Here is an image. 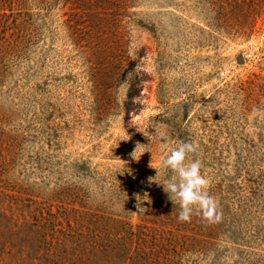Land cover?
I'll use <instances>...</instances> for the list:
<instances>
[{
	"label": "rangeland",
	"instance_id": "1",
	"mask_svg": "<svg viewBox=\"0 0 264 264\" xmlns=\"http://www.w3.org/2000/svg\"><path fill=\"white\" fill-rule=\"evenodd\" d=\"M4 8L32 37L0 68V264L38 259L12 230L24 214L69 211L106 232L124 214L140 222L149 192L182 213L207 209L212 193L218 205L264 192V0ZM138 73L143 105L128 112ZM237 245L217 264H234Z\"/></svg>",
	"mask_w": 264,
	"mask_h": 264
},
{
	"label": "trees",
	"instance_id": "2",
	"mask_svg": "<svg viewBox=\"0 0 264 264\" xmlns=\"http://www.w3.org/2000/svg\"><path fill=\"white\" fill-rule=\"evenodd\" d=\"M10 15L7 8L0 10V68L32 37L27 18L15 16L12 20ZM144 80L138 73L133 81L126 99L128 112L141 109L143 103L138 97ZM133 172L147 173L138 167ZM231 194L223 196L217 205L212 193L207 209L189 208L182 213L181 208H165L167 202L162 201V195L149 192L148 200L143 195L138 209L140 222L134 224L124 214L115 225L106 227V232L101 225L84 224L78 219L81 215L69 211L42 212L35 214L34 220L24 214L12 230L23 237L18 242L19 250L38 258L32 260L34 264H200L203 254L212 255L211 264H217L233 251L234 244L239 251L234 264H264V192H250L242 201H238V193ZM185 252L197 255V259L185 261Z\"/></svg>",
	"mask_w": 264,
	"mask_h": 264
}]
</instances>
